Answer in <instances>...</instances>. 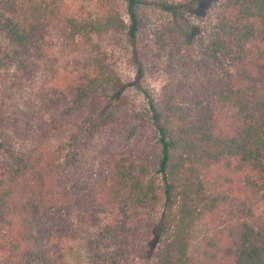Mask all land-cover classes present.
Returning a JSON list of instances; mask_svg holds the SVG:
<instances>
[{
    "label": "trees",
    "instance_id": "trees-1",
    "mask_svg": "<svg viewBox=\"0 0 264 264\" xmlns=\"http://www.w3.org/2000/svg\"><path fill=\"white\" fill-rule=\"evenodd\" d=\"M126 1L133 40L150 15H164L155 27L154 42L169 65L190 66L185 77L193 67L205 73L220 65L221 71L216 81H202L198 88L195 81L185 79L166 97L151 98L152 146L143 152L113 154L98 187L85 185L72 169L113 114L89 115L95 120L87 129L81 125L66 154L62 145L49 149L47 137L68 124L95 95L109 90L122 95V80L99 59L95 73L65 89L66 108L46 125L40 124L37 141L31 138V122L23 128L18 121L2 119L0 253L7 255V264H70V241L81 235L75 220L83 218V209L92 215L113 211L123 217L109 234L112 244L117 243L116 255L150 250L154 264H193L194 228L235 199L218 189L220 178L231 184L230 175L239 174L244 190L264 198V0H225L204 50L210 62L198 66L188 51L189 15L201 0ZM63 9V0H0V25L8 45L0 47V75L5 80L16 66L11 87L31 78L38 60L51 47V32L73 39L81 33L127 27L114 12L101 21L69 15ZM218 184L222 188L223 182ZM159 208L160 240L151 246L142 242L140 222ZM225 211L226 219L220 223L229 222L222 226L227 233L210 239H215L212 244L208 241L201 250L205 260L199 257L198 264H264V220L252 211ZM101 236L91 242L100 264H120L118 256H106L97 246L105 242Z\"/></svg>",
    "mask_w": 264,
    "mask_h": 264
},
{
    "label": "rangeland",
    "instance_id": "rangeland-1",
    "mask_svg": "<svg viewBox=\"0 0 264 264\" xmlns=\"http://www.w3.org/2000/svg\"><path fill=\"white\" fill-rule=\"evenodd\" d=\"M63 8L66 14L101 21L108 12H114L118 14L117 17L124 20L127 27L121 31L81 33L73 39L58 32H51V47L46 56L38 60L31 78L26 83L21 82L20 86L11 87L15 80L16 66L11 68L5 80L2 74L0 75V123L2 119L11 118L12 123L18 121L23 128H27L28 122H31L33 124L31 138L37 141L36 135L40 133L38 131L40 124L46 125L51 116L58 117L59 111L66 108L68 102L65 89L74 86L86 75L95 73V60L99 59L122 80L124 84L122 95L118 97L111 90L107 94L95 95L90 102L82 104L77 115L68 124L47 137L49 149L54 150L62 145L67 147L63 152L66 154L71 148L69 144L73 135L81 125L87 129L95 120H89V115L93 113L96 118L99 115L113 114L108 123L97 130L94 138L90 139L83 149L84 152L78 161L79 166L72 169L78 172L85 185L98 187L105 179L113 154L143 152L148 149L149 144L152 146L150 139L154 136V130L151 129L150 122L151 98L166 97L169 90H175L185 79L189 82L195 81L196 88L202 81L207 82L208 79L216 81L221 66L218 65L217 70L205 73L193 67L191 74L185 77L183 74L191 67L169 65L167 56L155 45V27L164 19V15L158 13L150 15L144 30L133 40L129 34L131 20L126 0H63ZM224 9L225 0H201L199 6L190 12L192 28L188 38V51L197 66L199 62L204 64L210 62L204 50ZM1 28L0 25V47L7 49V41ZM222 174L224 175L223 171ZM210 175L212 178V174ZM238 175L235 173L230 175L233 177L231 184L224 181L226 178H220L216 182L218 189L227 191V195H234L235 199H231L229 204H225L217 212L201 219L194 228V243L191 248L193 264H198L199 257L200 260H205L201 250L208 241L212 244L213 240L210 239L218 235L223 237L227 233L226 226H222L229 222L220 223L221 219H226V209H233L242 214L252 211L264 220V198L262 195L253 196L250 190H244L240 180L242 177ZM213 177H217V174L213 173ZM218 182H223L222 188ZM240 200L243 201L242 205L239 204ZM83 212V218L77 216L75 220L81 235L70 241L72 247L68 256L70 264H100L93 247L95 244L91 242L99 241L101 233L106 237L105 242L97 246L102 248L106 256H118L120 264H154L151 256L153 253L150 250L143 253L133 249L126 255L115 254V251L118 252V246L115 245L117 243L112 244V236L109 234L113 226L124 221L119 213L107 211L92 215L85 209ZM160 216V208L145 214V218L140 222L143 223L142 242H149L151 246L159 242L160 236L156 227L160 222ZM7 262H10L7 255L0 253V264Z\"/></svg>",
    "mask_w": 264,
    "mask_h": 264
}]
</instances>
